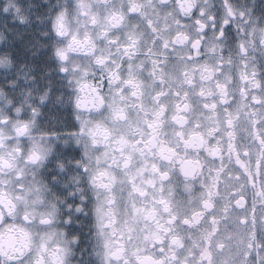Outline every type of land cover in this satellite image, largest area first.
<instances>
[{
  "label": "snow or ice",
  "instance_id": "obj_1",
  "mask_svg": "<svg viewBox=\"0 0 264 264\" xmlns=\"http://www.w3.org/2000/svg\"><path fill=\"white\" fill-rule=\"evenodd\" d=\"M0 264H264V0H0Z\"/></svg>",
  "mask_w": 264,
  "mask_h": 264
}]
</instances>
